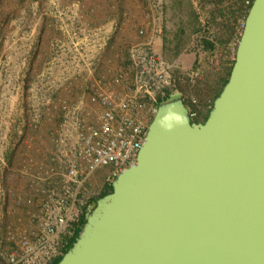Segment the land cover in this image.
<instances>
[{"label":"water","instance_id":"obj_1","mask_svg":"<svg viewBox=\"0 0 264 264\" xmlns=\"http://www.w3.org/2000/svg\"><path fill=\"white\" fill-rule=\"evenodd\" d=\"M111 186L57 264H264V0L207 119L161 102Z\"/></svg>","mask_w":264,"mask_h":264},{"label":"built area","instance_id":"obj_2","mask_svg":"<svg viewBox=\"0 0 264 264\" xmlns=\"http://www.w3.org/2000/svg\"><path fill=\"white\" fill-rule=\"evenodd\" d=\"M253 1L247 0V6ZM119 30V23L110 30L78 26L70 56L58 60L62 67L72 66L74 76L80 70L89 74L84 91L61 103L51 164L37 174L41 184L36 189L39 212L34 218L39 229L33 238L25 236L22 246L8 251V264H50L64 255L99 196L94 184L97 172L108 168L106 180L112 183L136 163L158 105L176 83L173 65L158 43L160 28L150 35L140 28L144 41L109 56L106 50ZM200 61L194 77L201 73ZM189 110L194 120L197 113ZM0 199L6 202L2 191Z\"/></svg>","mask_w":264,"mask_h":264},{"label":"rangeland","instance_id":"obj_3","mask_svg":"<svg viewBox=\"0 0 264 264\" xmlns=\"http://www.w3.org/2000/svg\"><path fill=\"white\" fill-rule=\"evenodd\" d=\"M96 4L72 0H0V190L6 200L10 195L12 200L18 199L10 210H4L0 222V264H8V251L15 245L22 246L23 238H33L39 229L34 218L39 212L38 205L24 207L23 198L18 197L16 186L10 183L29 179L30 184L25 185L38 188V172L51 164L53 137L62 116L61 103L73 100L64 98L61 92L58 94L62 81L72 80L73 71L70 65L60 66L58 60L70 56L78 26L106 28L107 22L100 15L93 13L89 18L78 19L74 14ZM119 25L121 30L112 35L111 43L122 35L123 26ZM165 52L170 55L173 51ZM85 84L83 81L80 93ZM40 127L48 133L49 161L44 165L23 161L39 142ZM33 169L36 175L31 172ZM109 172L108 168L98 171L94 178L99 192L97 200L111 191L112 183L106 180ZM12 186L15 188L11 189Z\"/></svg>","mask_w":264,"mask_h":264},{"label":"crops","instance_id":"obj_4","mask_svg":"<svg viewBox=\"0 0 264 264\" xmlns=\"http://www.w3.org/2000/svg\"><path fill=\"white\" fill-rule=\"evenodd\" d=\"M72 1L79 4L83 1L97 3L94 7L78 9L74 13L78 19L87 16L89 18L94 13L104 18L107 22L106 28L109 30L116 23L123 26L122 35L114 43L110 42L106 50L109 56L125 51L136 42L144 41L143 36L138 33L140 28L145 29L148 35L152 34L154 28H160L162 37L158 39V43L163 45L164 50L177 51L176 54L171 52L167 55L166 53L167 59L173 65L176 83L168 90L161 102L182 98L189 109L197 113L194 120L203 122L207 119L214 100L229 79L248 14L247 0ZM160 2L162 6H158ZM124 7L127 9L122 10ZM199 61L201 73L194 77L193 73ZM78 74V76L72 74L70 81H62V88L58 94L61 92L64 98L76 99L89 72L80 70ZM193 98L197 100L196 104L192 103ZM39 130L37 138L39 142L34 145L23 161L41 162L44 165L49 161V149L46 143L48 133L44 127H40ZM35 170L31 172L34 173ZM26 180L18 182L13 180L14 183L10 184L15 185L16 188L12 186L11 189L15 188L19 192L18 197L20 195L23 198L21 201L24 207L38 205L37 188L25 185V182L30 184V180ZM17 200L16 197L12 200V195L6 202L0 199V222H2L4 210H10L16 205ZM24 219L27 223V219Z\"/></svg>","mask_w":264,"mask_h":264},{"label":"trees","instance_id":"obj_5","mask_svg":"<svg viewBox=\"0 0 264 264\" xmlns=\"http://www.w3.org/2000/svg\"><path fill=\"white\" fill-rule=\"evenodd\" d=\"M176 53H177V51H173V54H176ZM165 55H166V52H165ZM166 58H167V57H166ZM233 64H234V62H233ZM225 84H226V83H225ZM110 189H111L110 192H112V186L110 187ZM108 194H109V193H108ZM105 195H107V194H105ZM105 195H104V196H105ZM102 197H103V196H102ZM85 221H86V216H84V217L82 218V220H81V228L79 229V231H81V229H82V227H83ZM75 240H76V238L73 239V240L69 243V245L65 248V250H64V254H65V253L69 250V248L73 245V243L75 242ZM62 257H63V256H60V257L54 259L50 264H57V263L61 260Z\"/></svg>","mask_w":264,"mask_h":264}]
</instances>
